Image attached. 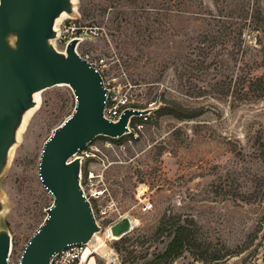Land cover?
<instances>
[{"label": "rangeland", "instance_id": "1", "mask_svg": "<svg viewBox=\"0 0 264 264\" xmlns=\"http://www.w3.org/2000/svg\"><path fill=\"white\" fill-rule=\"evenodd\" d=\"M76 8L62 23L100 32L79 51L104 58L103 75L132 104L157 107L135 117L130 134L85 148L83 176L93 170L106 189L92 200L98 235L113 248L100 261L264 264V0H77ZM41 92L0 179L12 264L53 203L41 150L75 106L68 85ZM124 217L131 230L113 238L110 227ZM180 225L189 241L167 257Z\"/></svg>", "mask_w": 264, "mask_h": 264}, {"label": "water", "instance_id": "2", "mask_svg": "<svg viewBox=\"0 0 264 264\" xmlns=\"http://www.w3.org/2000/svg\"><path fill=\"white\" fill-rule=\"evenodd\" d=\"M77 0H0V179L11 160L36 94L55 85H68L75 96L72 113L45 141L39 161L44 188L53 196L47 216L29 239L19 264H49L51 257L71 244L96 248L102 226L82 186L80 152L96 137L120 138L131 133L133 117L151 114L157 107H127L117 121L104 110L109 93L103 76L81 57L73 38L63 50L56 46L65 17H76ZM6 207L0 190V215ZM132 228L124 217L110 227L123 236ZM12 237L0 227V264H11ZM100 256L110 254L101 251Z\"/></svg>", "mask_w": 264, "mask_h": 264}, {"label": "built area", "instance_id": "3", "mask_svg": "<svg viewBox=\"0 0 264 264\" xmlns=\"http://www.w3.org/2000/svg\"><path fill=\"white\" fill-rule=\"evenodd\" d=\"M60 28H61L60 34L57 41L62 43L63 47L58 48V45L56 44L57 48L60 50H63L73 38L76 37L83 38L84 41L89 37H96L100 33L98 27L91 28L88 26H75V25L72 26L71 24L66 25L64 22L61 23ZM82 42H80L77 46V51L79 55L84 59H86L87 61H89L92 64V66H94L97 70L101 72L105 82V86L109 89L104 114L108 119L117 121L120 118L125 108L137 107V106L132 104L128 92L123 91L121 86L112 84V81L107 79L103 75L105 69L108 67V64L104 58L98 59L95 58L92 53H83L79 51L78 47ZM134 118L135 117H133L130 122L131 132L133 131L132 130L133 128L131 127V123ZM142 125L143 124H138L137 127L140 128L142 127ZM80 155L82 156L84 162L85 159L92 156V153L84 149L80 152ZM95 177L96 175L93 170H89L86 173V176H83V169H82V186L87 198L91 202L92 207H93L92 200L99 199L101 196L105 194L106 191L105 188L96 185V183L94 182ZM83 181L85 183H83ZM151 208H152L151 203H146L143 206L144 211H148ZM100 257L101 256L97 253L96 248H92L87 244H71L67 246L65 249L61 250L60 252L54 254L51 257V261L49 264H108L107 262L100 261Z\"/></svg>", "mask_w": 264, "mask_h": 264}, {"label": "trees", "instance_id": "4", "mask_svg": "<svg viewBox=\"0 0 264 264\" xmlns=\"http://www.w3.org/2000/svg\"><path fill=\"white\" fill-rule=\"evenodd\" d=\"M257 26L261 27L260 25H257ZM261 81H262V78H260L258 80V82H261ZM250 84H251V86H255L256 88L259 87L258 83H256V82H251ZM145 117H148V116H142L140 118H145ZM189 236H190V232H188V229L186 228V226L180 225L178 227V231H177L175 237L170 242V244H169L166 252L164 253V255L167 256V257L179 256L182 253V251H183L184 245L186 244L187 241H189L188 240Z\"/></svg>", "mask_w": 264, "mask_h": 264}, {"label": "bare ground", "instance_id": "5", "mask_svg": "<svg viewBox=\"0 0 264 264\" xmlns=\"http://www.w3.org/2000/svg\"><path fill=\"white\" fill-rule=\"evenodd\" d=\"M62 85H64V84H62ZM41 91L40 92H38L37 94H36V100H37V102H38V104L41 102ZM132 224H133V222H132ZM110 233H111V236L113 237V238H120L121 236H115V235H113V233H112V231H111V229H110ZM98 238V243H97V245H96V248H98L99 250H101V251H109V245H108V243H107V240H105V238L104 237H99V235L98 234H96L95 235V237H94V240H96ZM110 255H112L111 253H110ZM112 260V259H111Z\"/></svg>", "mask_w": 264, "mask_h": 264}]
</instances>
